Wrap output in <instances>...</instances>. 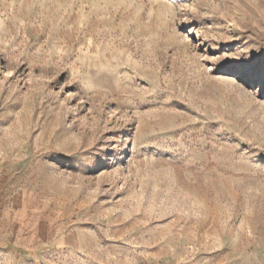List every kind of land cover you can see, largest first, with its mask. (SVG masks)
Masks as SVG:
<instances>
[{"label":"rangeland","instance_id":"374dc122","mask_svg":"<svg viewBox=\"0 0 264 264\" xmlns=\"http://www.w3.org/2000/svg\"><path fill=\"white\" fill-rule=\"evenodd\" d=\"M0 264H264V0H0Z\"/></svg>","mask_w":264,"mask_h":264}]
</instances>
